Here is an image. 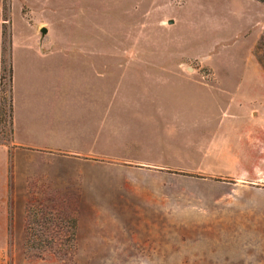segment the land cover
<instances>
[{
    "label": "rangeland",
    "instance_id": "374dc122",
    "mask_svg": "<svg viewBox=\"0 0 264 264\" xmlns=\"http://www.w3.org/2000/svg\"><path fill=\"white\" fill-rule=\"evenodd\" d=\"M1 2L5 45L87 44L103 138L14 153L0 264H264L263 2Z\"/></svg>",
    "mask_w": 264,
    "mask_h": 264
},
{
    "label": "crops",
    "instance_id": "0c3cea01",
    "mask_svg": "<svg viewBox=\"0 0 264 264\" xmlns=\"http://www.w3.org/2000/svg\"><path fill=\"white\" fill-rule=\"evenodd\" d=\"M5 25L0 8V100L1 74L9 66L12 99L10 137L0 130V211L11 191L9 172L17 150L92 157L103 138L97 121L99 70L96 60L85 56L87 44L5 45Z\"/></svg>",
    "mask_w": 264,
    "mask_h": 264
},
{
    "label": "trees",
    "instance_id": "16d2710c",
    "mask_svg": "<svg viewBox=\"0 0 264 264\" xmlns=\"http://www.w3.org/2000/svg\"><path fill=\"white\" fill-rule=\"evenodd\" d=\"M264 3V0H258ZM259 46L264 52V36L259 39ZM8 74L6 73V68H3V73L1 74V100H0V130L1 135L8 139L12 132V99H11V67H8ZM8 75V77H7ZM7 79L8 85L6 90H4L5 80ZM5 91H7L5 93ZM6 94V95H5ZM6 105L8 111H6Z\"/></svg>",
    "mask_w": 264,
    "mask_h": 264
},
{
    "label": "water",
    "instance_id": "95a60500",
    "mask_svg": "<svg viewBox=\"0 0 264 264\" xmlns=\"http://www.w3.org/2000/svg\"><path fill=\"white\" fill-rule=\"evenodd\" d=\"M169 23H171V21H169ZM39 32L41 35V39H44L46 36L47 29L45 27H42Z\"/></svg>",
    "mask_w": 264,
    "mask_h": 264
}]
</instances>
